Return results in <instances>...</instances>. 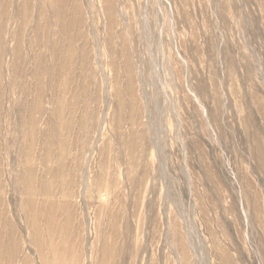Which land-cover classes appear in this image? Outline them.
Masks as SVG:
<instances>
[{
  "label": "rangeland",
  "instance_id": "1",
  "mask_svg": "<svg viewBox=\"0 0 264 264\" xmlns=\"http://www.w3.org/2000/svg\"><path fill=\"white\" fill-rule=\"evenodd\" d=\"M0 264H264V0H0Z\"/></svg>",
  "mask_w": 264,
  "mask_h": 264
}]
</instances>
